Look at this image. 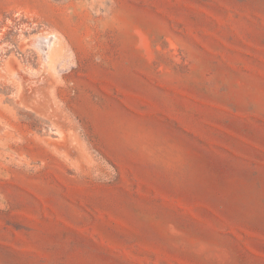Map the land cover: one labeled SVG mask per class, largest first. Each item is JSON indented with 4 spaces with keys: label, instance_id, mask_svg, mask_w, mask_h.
<instances>
[{
    "label": "rangeland",
    "instance_id": "obj_1",
    "mask_svg": "<svg viewBox=\"0 0 264 264\" xmlns=\"http://www.w3.org/2000/svg\"><path fill=\"white\" fill-rule=\"evenodd\" d=\"M0 264H264V0H0Z\"/></svg>",
    "mask_w": 264,
    "mask_h": 264
}]
</instances>
